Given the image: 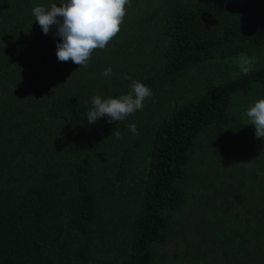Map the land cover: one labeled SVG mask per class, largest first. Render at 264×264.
<instances>
[{"label": "trees", "instance_id": "trees-1", "mask_svg": "<svg viewBox=\"0 0 264 264\" xmlns=\"http://www.w3.org/2000/svg\"><path fill=\"white\" fill-rule=\"evenodd\" d=\"M52 3L0 0V264H264V139L246 117L264 98V0H131L87 67L35 21ZM114 59L134 77H105ZM134 80L142 110L88 123L92 97ZM215 206L226 219H205Z\"/></svg>", "mask_w": 264, "mask_h": 264}, {"label": "clouds", "instance_id": "clouds-1", "mask_svg": "<svg viewBox=\"0 0 264 264\" xmlns=\"http://www.w3.org/2000/svg\"><path fill=\"white\" fill-rule=\"evenodd\" d=\"M130 3L131 0H59V6L57 3H52L48 8L35 6L32 15L45 35L55 26V35L60 37L56 44L58 61L71 60L79 67H87L92 53L97 49H105L119 34ZM254 63V59L243 57L240 60L242 74L248 75ZM111 74V67L103 72L105 77ZM152 95L146 85L134 80L128 94L108 99L92 97V106L86 114L87 121L95 123L100 118L107 117L109 124L122 122L136 111L142 110L145 99ZM246 117L247 124L255 129L256 138L264 139V98L256 100L246 110ZM128 130L134 135L138 134L135 124H129ZM115 137L122 138L119 131L115 133Z\"/></svg>", "mask_w": 264, "mask_h": 264}, {"label": "rangeland", "instance_id": "rangeland-1", "mask_svg": "<svg viewBox=\"0 0 264 264\" xmlns=\"http://www.w3.org/2000/svg\"><path fill=\"white\" fill-rule=\"evenodd\" d=\"M102 61H105V60H102ZM101 61V62H102ZM114 64H115V68L112 70V74H114L115 76H117V77H120V78H123V77H125V76H128L129 75V77L130 78H132V77H134V74L129 70V71H127V72H125L124 73V71H125V68H124V66H122L121 67V61H119V60H117V59H114ZM122 69L124 70V71H122ZM125 80H122V82H124ZM235 99H237V100H239V98L238 97H236ZM232 176H230V178H229V176H226L225 175V180H223V182H224V184L226 185V187H227V184H228V182L229 181H231V178ZM211 179H212V177H211ZM183 192H184V190H183ZM184 196L188 199L189 197H190V194H188V193H186V192H184ZM177 212H180V211H176V210H174V211H168V212H166L165 214L166 215H169L170 213H172L173 214V217L172 218H170L169 219V225L170 226H172V223H175L178 219H177V215H175ZM203 213H205L206 215H205V219H208V220H218V221H222L223 219H224V217H225V219L227 218V215H226V212L224 211V209H222L220 206H215V208H214V210H212V209H210V210H205ZM216 213H219L220 215L219 216H215V214ZM229 222V221H228ZM230 223V222H229ZM184 225H187L188 226V224H186L185 222L183 223ZM189 227V226H188ZM179 228V227H178ZM189 229H190V227H189ZM187 231V232H189V230L188 229H186V228H184V231ZM191 230L192 231H194L195 230V227L193 226L192 228H191ZM197 231H198V229H197ZM198 234H199V236H203L204 235V233L201 231V229H200V231L198 232ZM211 238V237H210ZM212 239V238H211ZM177 242H179V243H182V241H177ZM172 248L174 249V244H172L171 246H167L166 247V249L169 251V252H172ZM203 248V247H202ZM201 256V255H200ZM202 257V259H203V262H202V264H214V253H212V251L211 250H207L205 253H203V255L201 256ZM226 257L227 256H225L224 258H223V262L221 263V258H219V262H218V264H224L225 262H226ZM195 260V258H193V261Z\"/></svg>", "mask_w": 264, "mask_h": 264}]
</instances>
